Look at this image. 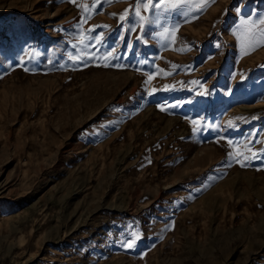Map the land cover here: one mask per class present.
Returning <instances> with one entry per match:
<instances>
[{"label": "rangeland", "instance_id": "374dc122", "mask_svg": "<svg viewBox=\"0 0 264 264\" xmlns=\"http://www.w3.org/2000/svg\"><path fill=\"white\" fill-rule=\"evenodd\" d=\"M77 4L0 0V264H264V46L238 35L264 0L144 41L118 19L133 0L98 5L108 67L68 59Z\"/></svg>", "mask_w": 264, "mask_h": 264}, {"label": "snow or ice", "instance_id": "6c2138e0", "mask_svg": "<svg viewBox=\"0 0 264 264\" xmlns=\"http://www.w3.org/2000/svg\"><path fill=\"white\" fill-rule=\"evenodd\" d=\"M72 3L77 4V0H71ZM125 0H92L91 5L86 4H77L78 7L82 9V19L76 25L77 29V38L79 40V48L76 55H72L69 53L68 59L74 62L85 63L90 60H102L103 66H110V59H120L121 57L116 54V49L112 48L108 51L101 52L97 45H103L105 43L104 33H96V28L104 27L107 28V25L99 26L93 25L90 26L87 30L83 29V25L87 23L89 19H91V15L93 13L100 14L99 12H95V9L98 5L102 6L104 4L111 5L113 3H122ZM212 3H215V0H133V4L129 9H125L122 13L119 14L118 19L121 22V27L127 25V31L135 32L137 30V26H139L140 34L137 36V40L144 41L146 35V27L145 25H155L159 24L161 19L171 20L174 17H179L183 20V22H190L191 19H195L196 16L193 13L202 14ZM144 12H150L151 16L143 15ZM111 15L116 16V13H112ZM180 24L175 23L171 24L169 27H164L162 32H157L154 34L153 38L161 37L164 41L163 46L167 47V42L174 39L176 31H178ZM264 14H256V18L249 16L247 18L241 17L239 28L241 31L238 35L241 37V48L242 51L247 49L248 51H254L257 47L264 46ZM251 30V31H250ZM73 48H77V45H73ZM95 49V50H93ZM179 50L181 52L185 50V48L173 49ZM244 54H247V51H244ZM21 63H23V59H21ZM114 67H123L120 64L111 65ZM173 68L176 66L173 65ZM25 71L29 69L25 68ZM163 71V70H160ZM170 73H165L168 75ZM151 78V77H150ZM193 84L198 83L197 81H193ZM165 88H168L166 85ZM163 110V109H162ZM192 123L194 125L197 124V121L193 120ZM231 123V122H230ZM193 131H197L194 127ZM258 143L260 141H257ZM230 146L233 145L232 141H229ZM235 147H239L236 145ZM244 148L247 149L248 152H251V148L248 147L247 142L244 143ZM236 155H243V152L236 153ZM257 152L252 153L251 158L258 157ZM230 156H233V153H230ZM249 157L244 155V160H248ZM238 163H241V166H244V163L240 160H237ZM140 236L137 233H132L131 238L126 241H121L122 245L127 248H133L136 246L138 241L140 240Z\"/></svg>", "mask_w": 264, "mask_h": 264}]
</instances>
